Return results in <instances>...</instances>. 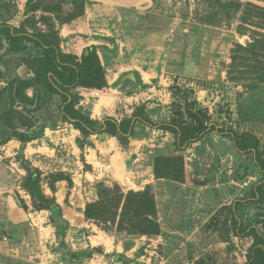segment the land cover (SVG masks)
I'll use <instances>...</instances> for the list:
<instances>
[{
	"label": "rangeland",
	"instance_id": "1",
	"mask_svg": "<svg viewBox=\"0 0 264 264\" xmlns=\"http://www.w3.org/2000/svg\"><path fill=\"white\" fill-rule=\"evenodd\" d=\"M23 1L11 0V13L16 16L13 21L34 28L35 20L31 12L26 16ZM100 2L87 0L81 24L72 26L70 21L57 25L65 52L81 54L94 45L104 66L106 87L77 88L84 111L98 120L108 115L121 119L138 104L148 107L154 121L159 122L189 107L203 111L208 122L219 127L251 133L264 147V0H149L137 4V17L123 12L125 7L116 2ZM151 15L162 18L161 22H149ZM104 16L119 23L113 32L102 29ZM94 20L91 32L89 22ZM5 46L0 45V70L26 75L22 56L3 54ZM143 99L147 100L143 103ZM58 104L59 98L54 96L39 111L23 114L18 109L12 115L18 134L0 142V146L7 144L0 149V184L18 206V198L28 206V220L20 224L5 221L0 229V264L245 263L252 237L232 233L230 207L257 180L251 174L241 182L232 178L238 166L239 173H249L251 154H236L232 142L214 131L185 150L174 151L172 134L150 128L145 132L144 126H139L143 135L131 144L143 154L131 155L129 146L123 149L107 133L91 135L90 145L80 148V133L61 121ZM7 106L6 100L0 101V112ZM23 133L30 140L21 145L15 137ZM10 135L11 130L0 122V141ZM143 138L148 142H141ZM158 154L181 155L184 181L173 185L176 191L188 188L177 203L194 211L193 223L177 227V222L169 219L160 234L137 235L115 228L107 232L83 219L80 207L97 195V183L117 184L124 192L133 190L128 187L125 164L128 168L134 158H144L137 162L148 160L153 165ZM32 168L41 171V186L47 195H53L45 183L48 173L62 171L72 179L70 190L66 180L55 183L60 210H32L29 195L21 188L26 170ZM67 190L70 208L63 199ZM249 205L241 207L245 221L256 213L255 206ZM88 235L98 236H90V240L103 246L91 250ZM114 242L122 244L130 257L123 252L107 257L115 254L111 250ZM105 249L109 253L104 260L99 254ZM74 252L80 257L73 256Z\"/></svg>",
	"mask_w": 264,
	"mask_h": 264
},
{
	"label": "trees",
	"instance_id": "2",
	"mask_svg": "<svg viewBox=\"0 0 264 264\" xmlns=\"http://www.w3.org/2000/svg\"><path fill=\"white\" fill-rule=\"evenodd\" d=\"M86 4L87 0H26V16L31 12L32 20H35L34 28L28 29L24 22L20 26L7 22L14 16V13H11L13 6L11 0H0V10L6 14L0 19V45L6 44L3 54L21 55L20 63L25 67L26 73L28 72L19 76L0 70V82L3 83L0 86V101L8 102L7 108L0 112V122L11 130V135L3 137L0 142L5 143L18 134L15 132L18 123L12 119L18 109H21L23 114L39 111L54 96L59 98L58 111L61 121L79 131L77 144L80 148L90 145L91 135L107 133L114 136L119 145L126 149L130 139H138L143 135L139 126H147L172 134L174 151H183L191 143L201 141L214 131L232 142L236 154L252 155L253 166L249 173H239L240 166L232 171L235 181L245 180L247 174L255 175L257 180L249 184L241 199L232 202L231 231L239 237H252L244 264H264V213L261 212L264 209V147H261L259 139L251 133L238 132L208 122V117L203 111L189 107L184 111L172 113L170 119L159 122L149 117L144 105L134 106L130 116L120 120L111 116H105L101 120L92 118L89 112L79 106L81 97L77 88L106 87L108 84L104 66L94 45L87 46L80 55L63 51L57 29V25L83 15ZM38 11L41 13L36 15ZM161 20L162 18L152 15L149 19L150 22L157 23ZM37 22L43 28H38ZM24 134L15 137L21 145L30 140L29 136ZM162 164H165V167H162ZM153 171L157 178L184 181L181 155L158 154L154 158ZM41 175L39 169L32 168L26 170L22 179L21 188L29 195L32 210H60L54 195L55 183L66 180L68 188H71L72 179L62 171L48 173L45 183L53 195H47L41 186ZM96 194L95 200L85 204L83 214L86 220L93 222L100 229L108 232L115 228L117 231L137 235L160 234L161 228L151 185L142 190L124 192L117 184L108 186L97 183ZM17 200L24 210L28 208L20 198ZM247 203L251 204L249 206H255L256 213L252 219L245 221L242 219L241 207ZM3 227L0 225V229ZM74 253L73 256L80 257L79 252Z\"/></svg>",
	"mask_w": 264,
	"mask_h": 264
},
{
	"label": "crops",
	"instance_id": "3",
	"mask_svg": "<svg viewBox=\"0 0 264 264\" xmlns=\"http://www.w3.org/2000/svg\"><path fill=\"white\" fill-rule=\"evenodd\" d=\"M100 1L102 2L103 5L104 4H108V2H112V3L116 2L117 5H119V6L123 5L125 7V10H123V12L127 13L129 16L137 17V14H136V13H138L137 12L138 11L137 4L139 5V4L143 3V2H148L149 0H100ZM23 2H26V0H24ZM103 5L99 4L100 7L103 6ZM4 15H6L5 12H2L0 10V19ZM15 17L16 16L14 15L7 22L12 24V25H14V26H18L13 21L15 19ZM84 17H85V14L80 16V17H78V18H76V19H74V20H72L70 23L73 24L72 26H74V25L77 26V25L81 24V22L84 21ZM102 18H105L104 20L106 21L105 22L106 23L105 28L102 27L103 24H101V23H98V26L101 25L102 29L103 30L105 29L107 32H113L112 31L113 27L119 26V23H117L115 20L112 21V19L110 17H105L104 16ZM95 21L96 20L92 21L91 23L89 22V31H91V32L93 31V29H94V27L96 25ZM65 25L66 24H64L63 26H65ZM147 33H149V32H147ZM67 53H69V51ZM72 53L76 54V55H80V53H76V52H73V51H72ZM139 75H140V73H139ZM139 78H140L142 84H146L147 81H144L142 79L143 77L141 75L139 76ZM146 100L147 99H143L141 101L144 103ZM136 105H138V104L133 105V107L136 106ZM133 107L131 108V112L133 110ZM145 109H146V113L149 115V117L151 119H153L152 115L149 114L150 110H148V107L145 108ZM107 114H109V113H107ZM130 114L131 113H129L127 116H130ZM90 116H91V114H90ZM164 119L168 120V116H166ZM117 120H120V119H117ZM144 127H145V129L143 131L147 132V130H149V127H147V126H144ZM133 140L134 139H130V141H129V147H130V150H131L130 154L132 155L133 153H135V155H137V154L140 153V150L138 148V150L136 151V149L132 148L131 144H132ZM11 141L14 142V140H11ZM141 142L147 143L148 141H147V139L143 138V140H141ZM194 143H197V142H194ZM18 144L20 146L19 142H18ZM191 144H193V143H191ZM6 145L7 144L0 146V149L2 150L3 148H5ZM15 147H18V145L15 146ZM13 152H15V150H13ZM140 154H143V152L141 151ZM143 159L144 158H142V159L141 158H138V159L134 158L132 166L128 167V168L126 167L127 164H125V169H128V176L125 175V177L127 176V179L129 181V183L131 184L128 187L133 189V190H142L147 185H151L152 186V189H153V192H154V196H155V201H156V207H157V219L159 221L161 230L163 231V224L165 225L169 221V219L174 220V222H177V227H179L181 224H189V223L191 224V223H193L194 220H195L194 211L191 208H185V207H183L184 205H179L177 203L178 202L177 200H180V197L184 198V195L187 194L188 188L186 187V189L184 190V187H180V189H178L179 191H176L177 188H176L175 185H173L174 183H176V181L169 180V179H166V178H157V177H155L154 171H153V165L148 164V160L137 162V161L143 160ZM60 181H64V180H60ZM71 188H68V186H67L68 190H70ZM68 190H67V192H68ZM67 192H66V194H64V198L63 199H64V204L68 208H70L71 206L69 204L71 202H69V200H68V197H70V193L68 192V195H67ZM57 194H58V192L56 191L54 193L55 198H56ZM96 198H97V195L93 196L91 198V200H89V201H93ZM56 201H57L58 204H60L59 201H58V198H56ZM84 205L85 204H83V206L80 207L81 210H80L79 213H80V215L83 217V219L85 221L91 222L89 220H86L85 217H84L83 210H82L84 208ZM0 211L1 212L3 211V215H1V217H0V225H3V226H4V222L5 221H7V222H9L11 224H20L21 222H24V220H28L27 217H26V214H27L26 211L22 207L18 206V204L13 199V197L8 193V189L6 187H4L3 185H1V184H0ZM77 233H80V231L78 229H77ZM90 236L91 235H88L86 238L89 239V241H90V248L91 249H95V248L97 249V248H101L100 246H103V245H93V243L90 240V238L91 237H98V236H95V235H93L91 237ZM143 237H145V236H143ZM159 237H165V236L159 235ZM165 238H167V237H165ZM167 239H169L171 241H175L176 240L175 238H173V239L167 238ZM103 244L107 246L108 243L105 242ZM112 246H114V249H111V250L113 252H115V254L113 255L112 253H110L107 257H113L114 258V257H116L117 253L119 254V252H123V253L126 254V256L130 257V254H128V253H126L124 251V248H123L122 244L121 245L120 244H115V242H114V244ZM96 249H95V251H96ZM102 253H104V254H99V255H100V257L102 259L105 260L107 258L105 255L108 254L109 251H107V249H105L104 252H102ZM103 264H107V263L103 262ZM112 264H116V262H113Z\"/></svg>",
	"mask_w": 264,
	"mask_h": 264
}]
</instances>
